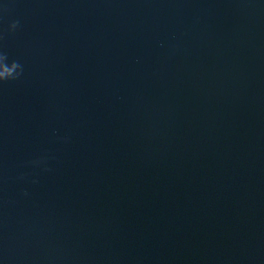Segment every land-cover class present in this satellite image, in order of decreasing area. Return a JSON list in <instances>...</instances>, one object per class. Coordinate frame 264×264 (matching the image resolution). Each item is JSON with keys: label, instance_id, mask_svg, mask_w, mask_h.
I'll return each instance as SVG.
<instances>
[{"label": "water", "instance_id": "95a60500", "mask_svg": "<svg viewBox=\"0 0 264 264\" xmlns=\"http://www.w3.org/2000/svg\"><path fill=\"white\" fill-rule=\"evenodd\" d=\"M0 264H264V0H0Z\"/></svg>", "mask_w": 264, "mask_h": 264}, {"label": "clouds", "instance_id": "9594fccd", "mask_svg": "<svg viewBox=\"0 0 264 264\" xmlns=\"http://www.w3.org/2000/svg\"><path fill=\"white\" fill-rule=\"evenodd\" d=\"M16 26H17V25L14 23V24L11 25V28H12V29H15Z\"/></svg>", "mask_w": 264, "mask_h": 264}]
</instances>
